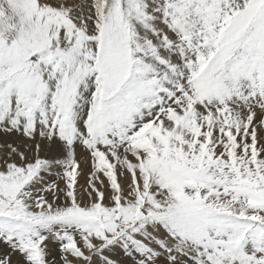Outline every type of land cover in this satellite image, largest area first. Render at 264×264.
Segmentation results:
<instances>
[{"label": "snow or ice", "instance_id": "1", "mask_svg": "<svg viewBox=\"0 0 264 264\" xmlns=\"http://www.w3.org/2000/svg\"><path fill=\"white\" fill-rule=\"evenodd\" d=\"M0 264H264V0H0Z\"/></svg>", "mask_w": 264, "mask_h": 264}, {"label": "bare ground", "instance_id": "2", "mask_svg": "<svg viewBox=\"0 0 264 264\" xmlns=\"http://www.w3.org/2000/svg\"><path fill=\"white\" fill-rule=\"evenodd\" d=\"M80 183H81V184H83V183H84V178H81V181H80Z\"/></svg>", "mask_w": 264, "mask_h": 264}]
</instances>
